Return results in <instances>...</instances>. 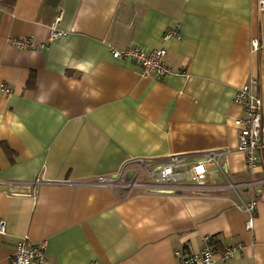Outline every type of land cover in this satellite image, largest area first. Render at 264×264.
<instances>
[{"label": "crops", "instance_id": "crops-1", "mask_svg": "<svg viewBox=\"0 0 264 264\" xmlns=\"http://www.w3.org/2000/svg\"><path fill=\"white\" fill-rule=\"evenodd\" d=\"M52 29L59 35L51 40ZM170 29L179 39L163 41ZM13 40L33 48L20 50ZM129 48H164L171 73L145 77L112 57ZM250 79L264 124L257 0H17L10 12L0 7V86L11 89L0 90V264H11L23 238L46 243L47 264H180L176 252L198 254L207 237L219 251L242 247L218 264H264V151L248 172L234 125L243 116L234 95ZM209 152L220 154L221 170L211 169L201 193L78 185L117 174L129 159L176 156L193 164ZM252 200L248 230L236 206Z\"/></svg>", "mask_w": 264, "mask_h": 264}, {"label": "built area", "instance_id": "built-area-1", "mask_svg": "<svg viewBox=\"0 0 264 264\" xmlns=\"http://www.w3.org/2000/svg\"><path fill=\"white\" fill-rule=\"evenodd\" d=\"M259 12H264V0H257ZM59 34L56 30L50 31L49 39H54ZM177 29H170L163 36V41L170 38L179 39ZM13 45L20 50L33 48L28 41L13 40ZM258 49L256 40L252 43V50ZM112 57L119 61H125L137 65L140 73L145 77L161 79L168 76L171 70L165 64L166 50L158 48L152 51H145L138 48H129L122 51H111ZM256 81L250 79L243 87L238 89L234 95L233 102L242 108L243 116L234 120L238 131L237 150L245 155V168L253 172L261 159L264 151V124L262 122V102L256 91ZM2 93L8 95L11 89L1 85ZM220 154L209 152L203 155V160L197 163L188 164L185 158L170 157L168 161L152 163L146 159H129L122 163L120 170L115 175H99L90 180L78 183L86 187L125 190L128 193L133 190H145L150 193L171 195L178 191H193L201 193L206 189L207 176L211 169L220 171ZM132 173L129 181L126 176ZM189 184L180 185L183 183ZM35 184H39L36 182ZM55 184L76 185L69 181H59ZM228 187L233 188L232 185ZM236 208L246 215L245 228L250 230L253 227L256 211V200L242 203ZM5 233L4 223H0V234ZM242 250L240 245L233 248L219 251L210 245V238L204 239V247L198 254L183 255L176 252L180 264H218L226 263L234 258V255ZM11 264H47L46 243H33L28 239H19L16 242Z\"/></svg>", "mask_w": 264, "mask_h": 264}, {"label": "trees", "instance_id": "trees-1", "mask_svg": "<svg viewBox=\"0 0 264 264\" xmlns=\"http://www.w3.org/2000/svg\"><path fill=\"white\" fill-rule=\"evenodd\" d=\"M17 0H0V7L8 12L12 11ZM34 85V76L32 75L29 82L28 87H33ZM210 245L215 247L216 244L213 243V240L210 239ZM217 248V247H216Z\"/></svg>", "mask_w": 264, "mask_h": 264}, {"label": "water", "instance_id": "water-1", "mask_svg": "<svg viewBox=\"0 0 264 264\" xmlns=\"http://www.w3.org/2000/svg\"><path fill=\"white\" fill-rule=\"evenodd\" d=\"M132 173H129L127 176H126V181H129L130 177H131Z\"/></svg>", "mask_w": 264, "mask_h": 264}]
</instances>
